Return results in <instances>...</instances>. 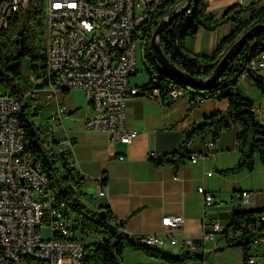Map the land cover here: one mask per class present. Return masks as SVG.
Wrapping results in <instances>:
<instances>
[{"label":"built area","instance_id":"1","mask_svg":"<svg viewBox=\"0 0 264 264\" xmlns=\"http://www.w3.org/2000/svg\"><path fill=\"white\" fill-rule=\"evenodd\" d=\"M155 5H160V0H0V33L30 9L39 7L43 12L49 83L41 92L54 106L47 125L50 131L62 125L68 113L62 95L79 89L93 108L85 127L108 133L111 142H132L137 133L126 126L127 97L152 99L160 95V89L152 87L156 84L153 78L147 87L130 83V77L137 74V49ZM262 58L252 59L249 69L263 74L264 55ZM183 95L176 87H168L163 100L170 102ZM19 111L18 99L7 90L0 91V264H95L85 258L84 243L75 236V227L69 220L72 214L66 215L56 205L57 194L47 174L25 150L28 140ZM253 111L256 113L257 108L253 107ZM260 123L264 125V119ZM216 138L208 135V149ZM58 143L61 149L63 141ZM186 149L191 151V140ZM198 156L191 152L189 159L195 163ZM198 191L206 210L203 221L207 231L202 237L213 239L216 233H222L234 243L251 234L252 245H264V212L255 222L224 227L207 214L215 207L212 194L203 187ZM107 193L101 183L94 196ZM249 195L247 191L241 193L244 200ZM184 221L181 214H167L161 218L162 232L133 237L144 245L163 249L179 246L195 252L198 244L192 236L184 234L180 242L175 236ZM44 228L49 230L48 238L42 235ZM256 255L249 254L247 263L255 264Z\"/></svg>","mask_w":264,"mask_h":264},{"label":"crops","instance_id":"2","mask_svg":"<svg viewBox=\"0 0 264 264\" xmlns=\"http://www.w3.org/2000/svg\"><path fill=\"white\" fill-rule=\"evenodd\" d=\"M203 1L207 12L220 19L230 7L248 6L255 0ZM257 1V7H264V0ZM249 17L250 10H244L242 18ZM235 28V22L221 24L213 30L201 27L195 35L186 38V49L194 55L210 56ZM262 55L264 53L257 58L262 60ZM260 75L264 76V73ZM238 89L243 97L253 102V107L257 108L256 117L261 122L264 119V94L248 73L240 76ZM62 100L68 113L62 125L55 127L51 135L57 141L62 140L63 147L60 149L59 143L54 146L70 153V165L84 177L83 191L94 197L93 202H86L87 206L95 209L98 205H110L119 221L126 220L123 230L127 235L162 232L161 218L164 215L181 214L185 221L175 236L179 242L184 234L192 236L198 244L194 253H198L199 258L204 257L211 247L217 250L229 248L225 234L216 233L213 239L202 237L207 228L203 221L206 210L203 195L198 191L200 187L211 193L214 199L215 207L207 214L224 227L229 226L234 210L264 212V165L259 155H255L253 170L223 173L240 158L242 144L236 137L240 129L237 122L221 129L210 149L205 144L208 135L205 134L203 139L195 134L190 139V152L199 155L195 163L188 158L174 170L170 164H157L151 160L153 154L159 158L175 152L191 127L206 117L214 113L224 114L227 101L208 98L192 106L187 94L170 102H164L161 95L152 99L129 96L126 99V126L137 134L130 144H125L111 142L104 131L85 127L91 111L82 90L66 92ZM51 107L54 108L53 104ZM208 172L213 174L208 176ZM104 180L107 195L94 196ZM243 191L250 193L246 200L241 196ZM171 250L177 255L184 249L176 246ZM253 250V254H257L255 264H264V246Z\"/></svg>","mask_w":264,"mask_h":264},{"label":"trees","instance_id":"3","mask_svg":"<svg viewBox=\"0 0 264 264\" xmlns=\"http://www.w3.org/2000/svg\"><path fill=\"white\" fill-rule=\"evenodd\" d=\"M179 0H163L151 15L150 23L145 26L144 66L148 73L147 87L151 78H156L152 87L160 89L165 96L168 87H177L187 94L193 105L203 99L225 100L228 103L224 114L214 113L202 122L195 124L185 134L180 147L173 153L151 157L157 164L167 163L174 170L190 157L186 143L195 134L203 139L205 134L217 137L219 131L231 122L240 124L237 140L242 144L238 162L224 174L253 170L255 155H259L264 165V125L253 111V102L241 95L238 89L240 76L247 72L255 86L264 94V76L249 69L250 61L264 53V30L253 33L239 50L234 60L221 72L220 77L207 87H194L169 75L151 54L150 41L154 30L168 10ZM257 0L248 6L240 4L230 7L224 16L216 19L207 12L203 0H192L190 7L178 14L159 38V45L173 63H177L188 75L200 80L208 77L216 68L220 59L231 45L248 29L256 24L264 23V7H257ZM250 10L248 19L242 18V12ZM235 22V30L224 37L212 55H194L188 52L185 40L203 27L213 30L221 24ZM45 30L44 15L41 8L28 10L22 18L15 17L8 28L0 33V84L10 96L20 102L18 118L24 128V137L28 140L26 152L47 174L51 187L56 192V205L66 215L72 214L73 220L82 232L85 258L95 264H123L122 254L125 249L142 251L155 259L178 263L184 259L182 254H174L156 246L138 243L133 236L127 235L123 227L126 220L119 221L110 205H98L90 209L86 202H93L94 197L83 191L84 177L70 165V153L57 149L58 143L50 130L36 119L43 102L39 97L41 89L49 83L46 49L42 46ZM202 81V80H200ZM91 115L93 108L89 103ZM103 184L105 183L102 182ZM258 211L234 210L230 225L241 222H255ZM89 233H86V232ZM84 237H92L84 241ZM252 235L239 242H229V247H240L243 251L242 264H248ZM203 258V257H202Z\"/></svg>","mask_w":264,"mask_h":264},{"label":"rangeland","instance_id":"4","mask_svg":"<svg viewBox=\"0 0 264 264\" xmlns=\"http://www.w3.org/2000/svg\"><path fill=\"white\" fill-rule=\"evenodd\" d=\"M42 46L45 47L44 37H43ZM140 49H141V45H140V48L137 49V74L130 77V83L132 85L144 84L148 81V78H149L148 73L144 66L145 61L140 53ZM0 91L2 92L6 91L5 87L1 84H0ZM39 97L41 101L43 102V105L41 109L37 111L36 119L39 123L47 126L49 124V116L52 113L51 111H53V107H51L53 103L52 101L47 100L46 95L42 92L39 93ZM48 114L49 116L47 118ZM69 220H70L71 225L75 227V231H74L75 236L77 238H82V232L79 226L73 220V217L72 218L70 217ZM42 235L44 238H48L50 235L49 230L47 228H44L42 230ZM91 238L92 237H84V241L91 240ZM259 246H264V245L263 244L251 245L250 253H255L253 249ZM161 248L163 249V247ZM165 250L173 251L171 249H165ZM177 254H182L184 256V259L178 263H175V262H168L164 260L155 259L153 257H149L145 255L140 250L127 248L124 250L122 254V260H123V264H162V263H165V264H242L243 262V257H242L243 251L240 247H229V248L226 247L224 250H217L216 248L211 247L210 249L207 250L203 258H199L198 256L192 255V254L185 255L184 250Z\"/></svg>","mask_w":264,"mask_h":264},{"label":"water","instance_id":"5","mask_svg":"<svg viewBox=\"0 0 264 264\" xmlns=\"http://www.w3.org/2000/svg\"><path fill=\"white\" fill-rule=\"evenodd\" d=\"M191 2L192 0H179L163 16V18L156 26L150 41L151 54L155 58V60L167 71L169 75L194 87H207L209 84H211L220 77L221 72L234 60L235 56L243 47L245 42L249 39V37L256 31L264 30V23L256 24L250 29L246 30L225 52L213 72L205 80L200 81L188 75L180 67L176 66L165 55L158 42L161 34L170 25L174 17L187 10L190 7ZM184 254H192L198 256V253L190 252L189 249L184 250Z\"/></svg>","mask_w":264,"mask_h":264},{"label":"bare ground","instance_id":"6","mask_svg":"<svg viewBox=\"0 0 264 264\" xmlns=\"http://www.w3.org/2000/svg\"><path fill=\"white\" fill-rule=\"evenodd\" d=\"M162 1H163V0H160V4H161ZM191 3H192V2H191ZM157 6H158V5H155V8H156ZM150 18H151V17H150ZM143 42H144V39H141V41H140V43H141L140 45H141V49H142L141 52H142L143 59H144V50H143L144 48H143V46H142ZM141 49H140V50H141ZM153 80L156 81V78H154ZM176 89L183 93V91H182L181 89H179V88H177V87H176ZM184 94H185V93H184ZM156 247H161V246H156Z\"/></svg>","mask_w":264,"mask_h":264}]
</instances>
